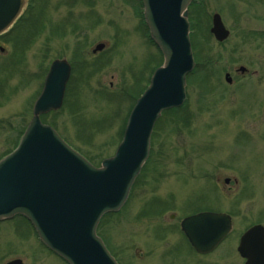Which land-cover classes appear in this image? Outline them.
Masks as SVG:
<instances>
[{
    "label": "rangeland",
    "instance_id": "rangeland-1",
    "mask_svg": "<svg viewBox=\"0 0 264 264\" xmlns=\"http://www.w3.org/2000/svg\"><path fill=\"white\" fill-rule=\"evenodd\" d=\"M188 10L196 67L185 103L162 114L127 203L98 227L122 264L189 263L168 251L176 223L203 209L233 215L238 231L264 225V0H194ZM215 14L230 31L222 43L211 33ZM60 59L72 65L64 103L41 119L95 166L116 153L136 99L164 62L142 0H28L0 35V160L17 148ZM18 259L68 264L23 218L0 223V264Z\"/></svg>",
    "mask_w": 264,
    "mask_h": 264
},
{
    "label": "water",
    "instance_id": "water-1",
    "mask_svg": "<svg viewBox=\"0 0 264 264\" xmlns=\"http://www.w3.org/2000/svg\"><path fill=\"white\" fill-rule=\"evenodd\" d=\"M142 2L150 38L164 64L134 106L115 155L95 167L41 121V116L63 106L72 68L60 59L50 66L18 147L0 161V222L24 217L42 243L68 264H117L97 236V228L105 215L119 212L127 202L149 158L156 123L163 112L184 105L187 77L196 67L188 21L193 0ZM25 3L0 0V35L15 23ZM212 23L215 39L220 43L227 40L230 32L219 14ZM103 49L104 45H98L95 52ZM239 72L246 69L241 67ZM225 79L232 83L229 74ZM182 227L197 251L207 253L226 237L231 221L224 214L204 213L187 218ZM246 244L259 255L256 260L249 258L248 264H264V228H253L241 247Z\"/></svg>",
    "mask_w": 264,
    "mask_h": 264
},
{
    "label": "flooded vegetation",
    "instance_id": "flooded-vegetation-1",
    "mask_svg": "<svg viewBox=\"0 0 264 264\" xmlns=\"http://www.w3.org/2000/svg\"><path fill=\"white\" fill-rule=\"evenodd\" d=\"M229 183L230 181L225 180L226 185H229ZM206 212H213V211H210L208 209L196 211L190 215L185 216L179 222L176 223L175 228L177 230L179 237L177 238V241L171 245L168 253L171 250L174 253H178L183 257L185 256L189 258V263H185V264H210V262H207L208 258H210L211 256H214L216 253H221L223 256H225V258H221L223 259L221 261V264H248L249 258L252 257L255 260L256 258L258 259L259 255L255 254L254 247L251 244H246L242 247H241V244H242L243 239L250 232L251 229H253L256 226L264 227V225L257 221V223L250 224L247 227L243 228L242 230L238 231L235 228V221H234L233 215L228 214V213H224V214L229 215L231 218V230L229 234L227 235V237L220 243V245L213 252L211 253L198 252L193 247V245L191 244L187 236L185 235L183 228H182V223L188 217H191V216H194L200 213H206ZM214 213H219V212H214ZM174 218L175 216L172 215L171 219H174ZM108 250L110 251L111 255L115 258L117 263L122 264L121 259L110 248H108ZM165 254L167 255V251ZM226 257L230 258V260L227 261L226 259L228 258ZM160 261L161 262L159 264H163L165 262V259H163L162 257Z\"/></svg>",
    "mask_w": 264,
    "mask_h": 264
}]
</instances>
